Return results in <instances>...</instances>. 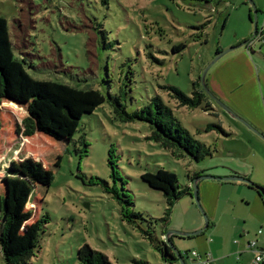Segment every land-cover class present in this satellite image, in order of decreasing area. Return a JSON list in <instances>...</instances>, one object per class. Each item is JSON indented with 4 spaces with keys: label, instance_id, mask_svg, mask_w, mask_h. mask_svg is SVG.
Instances as JSON below:
<instances>
[{
    "label": "rangeland",
    "instance_id": "374dc122",
    "mask_svg": "<svg viewBox=\"0 0 264 264\" xmlns=\"http://www.w3.org/2000/svg\"><path fill=\"white\" fill-rule=\"evenodd\" d=\"M102 1L0 0V15L9 22L15 55L28 52L26 72L42 82L41 86L33 84L24 102L12 101L0 109V193L6 186V168L21 170L32 185L31 199L24 203V209L31 211L27 222L46 215L35 255L27 264H79L77 249L85 242L115 264H135V259L163 264L139 229L121 220L117 200L103 190L96 177L115 183L120 191L123 186L132 199L131 209L142 213L140 225L157 234L162 224L154 219L163 217L165 201L161 191L141 179L145 171L172 170L179 185L185 186L191 185L189 171L224 175L225 167H231L264 188V140L260 136L214 102L208 103L209 112L202 109L204 105L177 106L162 87L174 85L190 94L192 82L200 78L217 49L232 46L225 45L250 25L248 5L243 0ZM98 24L108 31L106 45L96 30ZM181 42L185 47L174 50ZM128 68L133 71L128 110L153 94L161 95L182 125L211 148V156L198 161L173 156L147 139L150 127L146 122L117 121L106 103L92 114H84L66 142L40 132L30 137L15 133L16 123L34 105L43 126L66 136L72 125L63 107L79 109L85 98L73 85L88 83L104 90L103 78L114 86L125 73L122 69ZM217 110L219 115L213 114ZM81 135L88 142L86 153L81 151ZM110 154L119 175L115 180L108 164ZM237 217L222 218L224 241L243 245L255 241L263 250L256 264H264V222L248 217V232L239 237L237 231L244 222ZM184 245L188 242L176 246L182 256ZM233 257L235 264L246 263L241 254ZM0 264H5L1 253Z\"/></svg>",
    "mask_w": 264,
    "mask_h": 264
},
{
    "label": "trees",
    "instance_id": "16d2710c",
    "mask_svg": "<svg viewBox=\"0 0 264 264\" xmlns=\"http://www.w3.org/2000/svg\"><path fill=\"white\" fill-rule=\"evenodd\" d=\"M205 1L210 3V0ZM216 1L219 2L220 0ZM102 2L108 3L107 0ZM242 2L248 4L246 0ZM211 9L213 10L212 7ZM96 30L100 35L102 44L106 45L105 40L108 31L103 29L100 24L96 26ZM183 47H185V43L182 42L173 46L174 50H180ZM218 51L219 49L216 52ZM21 55H15L9 22L4 16L0 15V109L12 101L24 102L26 96L32 93L33 84H35V87L42 85V82L36 81L26 72L25 64L28 52L25 54L22 52ZM122 70L125 73L119 77L114 86L111 85L110 79L103 78L102 81L107 85V89L104 90L91 87L88 83L82 86H79V84L73 85L85 94V98L82 102V107L79 109L63 107L72 125L71 128L67 129L68 133L66 136L61 131L58 132L43 126L40 121V115L35 110L34 105L28 107V113L22 118L21 123H16L15 133L30 137L36 132H40L55 140L66 142L72 139L73 133L79 126L81 117L84 114H92L98 107L106 103L111 109L113 118L117 121L124 123L146 122L150 127V134L147 139L157 142L173 156L177 158L189 157L195 161L211 156V148L205 142L195 138L182 125L174 114L173 108L163 100L161 95L153 94L139 107L128 110L127 101L131 98L133 71L131 68L126 71ZM106 74L108 75L107 72ZM162 87L168 91L169 97L180 107L197 108L204 105L202 109L208 112V103L213 102L202 90L199 79L192 82L190 94H186L174 85H164ZM215 126L222 133H226L221 126ZM78 139L82 145V153H86L88 142L84 135L79 136ZM108 164L112 169L111 177L115 180L119 175L111 154L108 157ZM6 171L8 172L5 178L6 186L0 193V253L5 264H27L31 257L35 255L46 215L42 216V218H37L33 222H27L31 217V211L24 209V203L29 197L31 199V182L21 170L11 167L6 168ZM198 174V172L189 171V180L192 181ZM51 177V175L48 176V178ZM140 177L149 187L157 189L163 194L165 201L164 215L161 218L154 219L156 223L161 222L162 224L159 234L155 233L150 227L145 228L140 225L139 220H143L142 213L131 209L132 199L123 186L120 191L115 183L111 185L107 180L100 177L95 179L105 192L111 194L117 200L121 220L139 229L142 236L160 254L163 264L175 263L177 258L164 240V234L174 205L182 197L192 196L191 185L180 186L176 173L162 167H159L155 172L145 171ZM259 196L261 197L260 194ZM169 239L172 241L171 235ZM76 254L79 264H115L107 254L92 248L86 242L78 247ZM133 261L135 264L146 263L140 259Z\"/></svg>",
    "mask_w": 264,
    "mask_h": 264
},
{
    "label": "crops",
    "instance_id": "0c3cea01",
    "mask_svg": "<svg viewBox=\"0 0 264 264\" xmlns=\"http://www.w3.org/2000/svg\"><path fill=\"white\" fill-rule=\"evenodd\" d=\"M253 1L258 12V26L263 25L264 0ZM247 5L250 25L243 30L239 38L225 46L237 45L250 37L252 13L249 4ZM223 48L220 47L219 50ZM205 82L219 99L264 134V38L255 36L247 44L223 54L207 71ZM219 113L217 110L213 114L219 115ZM228 124L238 128L234 122ZM225 169L224 175H215L246 176L238 169L231 167ZM206 172L202 174H209ZM230 189L234 192H228ZM253 189L256 192H253ZM197 194L201 208L208 217L207 227L195 236L184 238L171 235L175 246H182L183 243L188 242V245H184V264H201L200 259L204 256L211 257L212 264H235L233 256L240 254L241 258L245 259V264H254V252L249 247L250 241H246L245 245L241 244V241H233V243L228 239L224 241L221 235L223 227L221 221L222 218L235 220L236 215L239 219L242 217L244 226L239 227L237 231L239 237H244L248 232L245 227L248 217L259 219L263 223L264 201L259 196L258 189L254 185L238 180L205 179L198 182ZM203 225V216L194 203L193 196H190L182 203L180 200L174 205L167 229L194 231ZM233 226L235 229L236 226L233 224L232 228ZM259 249L263 253V250ZM193 250L197 252L196 256L191 254ZM237 259H240L239 256ZM172 264H179V261Z\"/></svg>",
    "mask_w": 264,
    "mask_h": 264
},
{
    "label": "water",
    "instance_id": "95a60500",
    "mask_svg": "<svg viewBox=\"0 0 264 264\" xmlns=\"http://www.w3.org/2000/svg\"><path fill=\"white\" fill-rule=\"evenodd\" d=\"M247 3L249 4L251 8V13H252V33L250 37L241 43L237 45H232L228 48H225L223 50L218 51L215 56L212 58L211 61H209L206 66L203 68L199 82L201 85L202 90L208 95V97L221 109H223L230 117L233 119L241 122L243 125H245L247 128H249L252 132L260 136L264 140V134L259 132L253 125H251L247 120H245L243 117H241L237 112H235L231 107H229L225 102H223L221 99H219L206 85L205 82V76L209 68L226 52H229L231 50H234L238 47H241L245 44H247L253 37L256 36L257 29H258V12L255 6V2L253 0H246ZM203 179H215V180H238L245 182L247 184H251L257 187L259 194L261 195L262 199L264 200V188L261 187L258 184H254L251 182L248 178L238 175V174H232V175H227V176H216V175H210V174H198L195 176L192 181H191V188H192V196L194 203L196 204L198 210L201 212L203 219H204V225L194 231H183V230H177V229H172L168 228L165 231L164 234V240L166 241L167 245L172 249L175 257L179 261V264H184L183 262V256L182 253L178 250V248L175 246V244L169 239V236L172 234L178 235L180 237H188V236H195L200 234L208 225V217L206 213L203 211L201 208V205L199 203L198 199V182Z\"/></svg>",
    "mask_w": 264,
    "mask_h": 264
},
{
    "label": "built area",
    "instance_id": "2783aa9c",
    "mask_svg": "<svg viewBox=\"0 0 264 264\" xmlns=\"http://www.w3.org/2000/svg\"><path fill=\"white\" fill-rule=\"evenodd\" d=\"M256 36L258 38H264V24L263 25H259L258 29H257V33ZM249 247L250 249L254 252V264L258 263L261 260V255L262 252L261 250L256 246V242L255 241H250L249 242ZM191 254L193 256L197 255V252L195 250L191 251ZM201 264H212V258L209 256H204L200 259Z\"/></svg>",
    "mask_w": 264,
    "mask_h": 264
}]
</instances>
